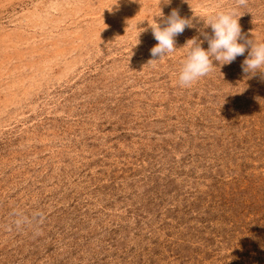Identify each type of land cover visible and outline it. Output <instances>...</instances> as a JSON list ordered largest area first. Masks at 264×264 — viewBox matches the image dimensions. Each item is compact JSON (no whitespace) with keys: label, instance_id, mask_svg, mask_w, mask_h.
I'll return each instance as SVG.
<instances>
[{"label":"rangeland","instance_id":"1","mask_svg":"<svg viewBox=\"0 0 264 264\" xmlns=\"http://www.w3.org/2000/svg\"><path fill=\"white\" fill-rule=\"evenodd\" d=\"M238 3L0 0V264H264V73L246 46L178 83ZM173 9L194 27L152 57ZM237 13L264 42V0Z\"/></svg>","mask_w":264,"mask_h":264},{"label":"clouds","instance_id":"2","mask_svg":"<svg viewBox=\"0 0 264 264\" xmlns=\"http://www.w3.org/2000/svg\"><path fill=\"white\" fill-rule=\"evenodd\" d=\"M164 2L170 3L171 0H164ZM244 3L245 0H239L237 7L218 10L209 17L198 16L205 28L211 27L212 35L209 36L201 29L203 40L194 36L184 44L187 51L179 69L178 83L180 86L190 87L200 78L208 75L214 66L221 67L230 64L237 56L244 55L246 46L249 51L242 63V70L249 75H254L258 71L264 73V42L255 39L247 40L246 43L240 42L242 31L239 18L243 14L238 15L237 8ZM162 15L161 11L160 14L154 16ZM150 26L153 37L157 41L150 52L152 57H158V59L174 53L177 48L175 37L183 33L186 27H194L190 18L181 17L175 9L167 17L165 26L161 27L156 21ZM205 40L208 44L207 49L202 47ZM11 215L14 217L13 223L17 228L31 222V219L22 211L13 210Z\"/></svg>","mask_w":264,"mask_h":264}]
</instances>
